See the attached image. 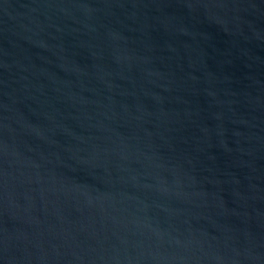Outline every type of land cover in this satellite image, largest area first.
<instances>
[{"label": "water", "instance_id": "95a60500", "mask_svg": "<svg viewBox=\"0 0 264 264\" xmlns=\"http://www.w3.org/2000/svg\"><path fill=\"white\" fill-rule=\"evenodd\" d=\"M0 264H264V0H0Z\"/></svg>", "mask_w": 264, "mask_h": 264}]
</instances>
